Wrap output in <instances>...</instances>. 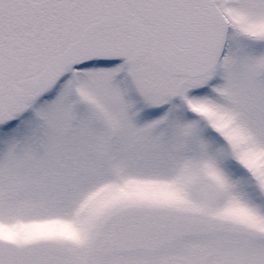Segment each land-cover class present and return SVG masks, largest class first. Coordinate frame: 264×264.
Returning a JSON list of instances; mask_svg holds the SVG:
<instances>
[{"label": "snow or ice", "instance_id": "snow-or-ice-1", "mask_svg": "<svg viewBox=\"0 0 264 264\" xmlns=\"http://www.w3.org/2000/svg\"><path fill=\"white\" fill-rule=\"evenodd\" d=\"M0 264H264V0H0Z\"/></svg>", "mask_w": 264, "mask_h": 264}]
</instances>
